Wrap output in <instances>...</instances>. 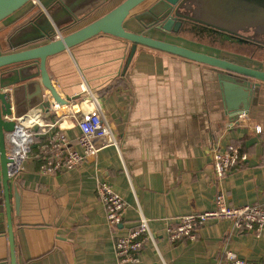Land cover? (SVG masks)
<instances>
[{"label": "crops", "instance_id": "1", "mask_svg": "<svg viewBox=\"0 0 264 264\" xmlns=\"http://www.w3.org/2000/svg\"><path fill=\"white\" fill-rule=\"evenodd\" d=\"M51 1L37 0L39 6L33 7L40 8ZM11 21L1 23L0 27ZM125 27L140 32L130 21ZM2 29L0 54H7L12 51L8 29ZM147 34L264 71V50L256 44L220 42L216 35L209 34L201 39L194 32L167 37L155 31ZM116 46L111 37H99L75 46L73 58L70 54L61 55L57 59L61 80L77 84L85 76L89 88L68 104L55 105L50 116L31 109L22 120L26 127L31 119L30 124L36 128L28 158L12 178L18 192V199L13 200L15 242L24 264H118L116 240L135 229L142 214L149 218L154 238L143 248L137 264H216L225 248L236 250L242 258L264 261V231L256 234L235 230L229 220L203 225L195 240L172 241L166 233V227L176 223L175 218L214 209L220 195L234 206L264 203V83L259 82L261 86L249 110L251 118L262 127L260 133L250 122H242L225 126L213 138L183 140L177 159L179 167L162 170L158 179L147 177L148 183L141 182L129 166L131 160L124 146L129 127L134 124V85L143 79L146 65H140L141 70L130 74L129 79L125 77L120 84L116 76L119 63L113 58H121L122 54L112 53ZM160 57L168 71H175L170 61L178 65L185 62L169 54L161 53ZM201 68L205 67L196 66V78L186 70L185 81L182 72L179 78L169 74L174 96L165 105L170 115L178 114L173 107L178 93L181 99L187 95L193 101L202 98L205 102V94L214 92L210 74L204 76ZM55 85L60 96L66 98L57 82ZM94 111L107 119L117 144L103 146L93 156H85L76 166L65 169L68 148L84 155L78 123ZM155 132L161 143V130ZM146 134L143 132L142 136L145 138ZM100 142L96 140L97 144ZM228 144L239 145L248 156L224 177H218L207 151L213 145ZM101 181H108L126 202L122 223L117 228L108 224L105 204L97 193ZM0 264H11L7 234H0Z\"/></svg>", "mask_w": 264, "mask_h": 264}, {"label": "water", "instance_id": "2", "mask_svg": "<svg viewBox=\"0 0 264 264\" xmlns=\"http://www.w3.org/2000/svg\"><path fill=\"white\" fill-rule=\"evenodd\" d=\"M31 3L38 5L37 0H0V24L12 19L0 27L8 29L12 50L0 54V234L8 235L11 264H24L14 234L13 200L18 199V192L10 172L15 154L11 134L23 126L31 109L50 116L55 105L68 104L90 86L85 76L77 84L61 80L57 72L61 55L73 58L75 46L111 37L117 44L112 53L122 54L113 58L119 63L116 76L120 84L146 65L143 79L134 85V124L124 146L129 166L141 182L179 167L183 140L213 138L239 115L248 114L259 82L264 83L263 70L147 34L155 31L167 37L194 32L201 39L209 34L220 42L256 44L264 50V0H52L40 8ZM101 13L103 16L94 19ZM127 21L140 32L128 30ZM161 53L185 62L170 61L175 71H168L161 64ZM198 65L205 67L201 68L204 76L210 74L214 92L205 94V102L187 95L181 99L178 93L173 102L178 114L170 115L165 105L174 96L169 74L179 78L182 72L185 81V71L190 70L196 78ZM55 82L66 98L60 96ZM156 130H161V143Z\"/></svg>", "mask_w": 264, "mask_h": 264}, {"label": "built area", "instance_id": "3", "mask_svg": "<svg viewBox=\"0 0 264 264\" xmlns=\"http://www.w3.org/2000/svg\"><path fill=\"white\" fill-rule=\"evenodd\" d=\"M242 122H250L257 133L262 131L259 122L252 119L249 113L239 115L231 125ZM33 126L32 124H29V126L27 124L26 127L19 126L17 131L11 134L10 143L15 149L14 162L10 165V172L13 177L29 154L30 146L33 143L34 131L36 130ZM78 126L81 130L79 141L84 150V155L81 156L76 151L68 148L69 154L64 163L65 169L76 166L85 156H93L103 146L117 144L109 122L97 111L82 118ZM98 139L101 141L100 144L96 143ZM207 154L212 159L213 169L218 177H224L241 161L246 160L248 156L237 144L213 145L208 149ZM48 170H51V168H48ZM97 193L105 204L108 224L113 228L119 227L126 210V202L123 196L108 181L99 182ZM175 219V224L166 227V233L172 241H178L183 238L195 240L197 231L203 225L221 220L231 221L235 230L259 234L264 231V203L234 206L229 204L224 196L220 195L217 197V205L214 209L182 215ZM153 238L150 220L142 214L136 228L125 235L119 236L116 240L115 250L118 264L139 263L143 248ZM216 264H264V261L245 259L236 250L225 248Z\"/></svg>", "mask_w": 264, "mask_h": 264}, {"label": "bare ground", "instance_id": "4", "mask_svg": "<svg viewBox=\"0 0 264 264\" xmlns=\"http://www.w3.org/2000/svg\"><path fill=\"white\" fill-rule=\"evenodd\" d=\"M31 122H32V120H31V119L27 120V123H28V124H30Z\"/></svg>", "mask_w": 264, "mask_h": 264}, {"label": "rangeland", "instance_id": "5", "mask_svg": "<svg viewBox=\"0 0 264 264\" xmlns=\"http://www.w3.org/2000/svg\"><path fill=\"white\" fill-rule=\"evenodd\" d=\"M31 4H33V3H31ZM222 46H224V45H222ZM223 48H225V47H223ZM27 158H28V156H27ZM27 158H26V159H27ZM26 159H25V160H26ZM25 160H24V161H25ZM255 261H259V260H255Z\"/></svg>", "mask_w": 264, "mask_h": 264}]
</instances>
